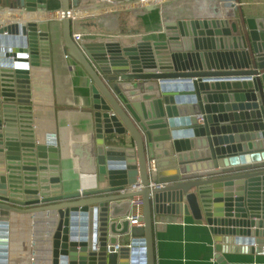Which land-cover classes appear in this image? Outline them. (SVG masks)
Masks as SVG:
<instances>
[{
    "label": "water",
    "instance_id": "1",
    "mask_svg": "<svg viewBox=\"0 0 264 264\" xmlns=\"http://www.w3.org/2000/svg\"><path fill=\"white\" fill-rule=\"evenodd\" d=\"M60 1L70 11L71 0ZM0 2L23 13L48 8V0ZM61 21L65 52L90 80L95 184L65 191L55 141L36 135L26 159L11 150L8 113L33 109L53 30L34 20L0 28V264L12 214L40 212L55 224L52 264H156L159 214L205 221L222 264L226 251L264 255V17L167 20L159 36L130 45L77 43L73 18ZM16 161L34 166L36 197L15 194ZM138 177L144 188L126 192ZM134 195L144 202L140 227L126 219Z\"/></svg>",
    "mask_w": 264,
    "mask_h": 264
},
{
    "label": "crops",
    "instance_id": "2",
    "mask_svg": "<svg viewBox=\"0 0 264 264\" xmlns=\"http://www.w3.org/2000/svg\"><path fill=\"white\" fill-rule=\"evenodd\" d=\"M112 1L91 0L92 6L99 8L75 12V16L94 14L78 16L73 21V34L82 36L80 43L113 41L130 45L139 40L154 39L167 20L178 18H218L221 24H228L242 18L264 17V0H163L154 2L150 8L137 6L116 11L111 10V5L139 0ZM61 8L60 0H48L46 16L36 15L34 18L48 21L53 30L51 66L40 67L35 73L33 109L28 111L17 106L9 111L7 140L13 144V153L26 159L31 141H37V136L48 141L54 134L55 143L60 148V171L65 191L74 192L95 184L94 124L89 77L66 54L62 21L55 17ZM17 14L20 17L12 18V22L27 20L26 15ZM84 155L89 156L92 167ZM18 163L16 161L13 175L23 176V179L15 182L18 185L14 186L17 187L15 194L22 199L34 198L37 195L34 189L41 185L34 182L37 178L34 166ZM51 216L46 212L12 214L6 242L8 264H52L53 242L48 234L53 227ZM154 244L156 264H222L216 257V242L210 227L205 221L194 220L191 215H156ZM222 255L228 264H264V255L261 254L226 251Z\"/></svg>",
    "mask_w": 264,
    "mask_h": 264
},
{
    "label": "built area",
    "instance_id": "3",
    "mask_svg": "<svg viewBox=\"0 0 264 264\" xmlns=\"http://www.w3.org/2000/svg\"><path fill=\"white\" fill-rule=\"evenodd\" d=\"M112 2H114V0ZM91 3H92L91 0H78V3H75L74 0H71L72 6H71L70 11H67V12L62 11L61 16L56 17V18L61 20L65 16H70L71 18H73V21H74L75 18L78 16L86 17V16L94 15V14L85 13L83 15L75 16V14H74L76 11H89V9H92V8H99V7L92 6ZM119 4H123V3H119ZM116 5H118V4H113L111 6L114 7ZM108 7L109 6H104V8H108ZM118 10H120V9H118ZM114 11H116V10H114ZM9 12H16V13L21 14V16L22 15H28V14H36L37 16L39 15L40 17L43 18L46 16L45 14L49 11L46 10V11H40V12H31V13L25 12V13H23L21 11H17L15 9H12V8H9L7 6L0 4V28L5 27L10 23L18 22V21L12 22V20H13L12 17L6 15ZM49 19H52V18H49ZM30 20H34V18L30 19ZM27 21H29V19H27L25 22H27ZM34 21H41V20H34ZM73 36H74V39L76 40V42L80 43V40H81L80 38L82 36H80L79 34H77V35L73 34ZM149 171H150L151 176H153L156 173L157 168H156L155 159H152ZM149 186L150 187L155 186V182L153 181V177L150 179ZM143 188H144V184L142 183L141 179L138 177L134 183L129 184L125 188V191L131 192V193H138ZM126 219H128L130 221L131 226L140 227V226L144 225V202H143V198L141 195H134L130 198V210H129L128 214L126 215ZM52 226L53 227H51L50 232H48V234H50L51 240H52L55 224H52ZM95 239H96V237H95ZM90 242L92 244V241H90ZM93 242H94V245L96 246L95 241H93ZM52 247H53V244H52ZM109 247L110 246H108V250H109ZM115 249L118 250L119 245H116Z\"/></svg>",
    "mask_w": 264,
    "mask_h": 264
},
{
    "label": "bare ground",
    "instance_id": "4",
    "mask_svg": "<svg viewBox=\"0 0 264 264\" xmlns=\"http://www.w3.org/2000/svg\"><path fill=\"white\" fill-rule=\"evenodd\" d=\"M156 1L159 2V1H163V0H140V1H134V2H129V3H123V4L117 5L116 7H111V10H118L119 8L123 9V8H128V7L132 8V7H137V6H144L145 7V6L153 5V3ZM230 1H232V0H230ZM61 14H62V10H59V11H57V14L55 15V17H59V16H61ZM6 15L10 16L12 18H19L20 17V15H18L17 13H8ZM35 17H36V14H28V15H26L25 18L30 20V19H33ZM55 17H53V18H55ZM91 137H92V135H91ZM49 140L55 141L54 134L50 135Z\"/></svg>",
    "mask_w": 264,
    "mask_h": 264
},
{
    "label": "rangeland",
    "instance_id": "5",
    "mask_svg": "<svg viewBox=\"0 0 264 264\" xmlns=\"http://www.w3.org/2000/svg\"><path fill=\"white\" fill-rule=\"evenodd\" d=\"M119 5V4H118ZM117 6V5H116ZM116 6H114V7H116Z\"/></svg>",
    "mask_w": 264,
    "mask_h": 264
}]
</instances>
